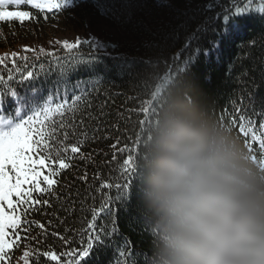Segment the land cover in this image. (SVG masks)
<instances>
[{"label": "trees", "instance_id": "trees-1", "mask_svg": "<svg viewBox=\"0 0 264 264\" xmlns=\"http://www.w3.org/2000/svg\"><path fill=\"white\" fill-rule=\"evenodd\" d=\"M230 7L233 11L251 8L257 15L241 17L238 27L221 28L220 25L225 24L223 15ZM262 8L264 0H255V3L252 0H68L60 9L44 12L22 5L21 10L31 12L32 19L23 23L16 20L0 22V49L17 40L14 33H7L14 25L30 32L52 19L82 25L90 19L101 18L125 33V39L116 52L96 50L86 41L75 49L63 47L50 52L52 55L48 52L17 55L15 65L18 67L13 66L12 56L0 65V75L4 76L0 93L14 87L22 97H42L37 101L39 104H43L48 96L53 97L54 103L68 102L64 127L59 129L58 135L63 139L67 132L66 145L76 144L81 148L78 154H72L69 149L66 155L73 158L66 162L71 167L61 170V175L56 178L59 183L55 186L59 193H66L68 186L74 193H80L76 211L66 217L60 210L62 200L40 197L51 199L52 206L33 208L24 217L32 223L22 226V239L13 250L11 264H23L19 257L26 249L33 253L29 264H35L37 251L48 250L58 255L65 253L60 264H68L69 261L71 264H115V245L121 243L122 238L131 240L138 264H147L148 229L133 207L136 200L135 176L131 180L132 205L127 212L115 199L121 191L115 185L122 184L125 179L121 174L123 159L129 154L136 156V138L142 127L139 121L148 119L140 108L151 106L150 93L155 88L145 89L144 76H150L149 69L157 66L163 74L164 65L172 63L177 53L182 52L187 58L195 49L202 50L189 59L187 68L208 92L210 116L217 122L227 120L228 127L236 129L232 135L250 156L257 157L256 162L259 163L264 150L258 142L246 140L238 126L231 123V118L243 115L245 131L249 127L256 128L258 134L264 131L259 128V123L264 122V116H261L264 106L253 99L255 96L258 101L264 97V22L259 19L264 15L260 12ZM27 71H32L34 76L21 83V77ZM33 89H39V92ZM76 95L91 105L87 114L97 117L95 121L86 118L83 102H79L81 111L73 119V100L69 97ZM16 106L15 101L5 96V103L0 104V114L12 116ZM236 108L242 111L237 113ZM212 111L215 116L211 115ZM27 114L30 113H22L24 118ZM81 118L89 128L96 124L101 126L95 133V139L91 131L86 142L79 139ZM106 136L107 139L104 138ZM126 142L127 148L135 151L121 152ZM113 144L117 146L113 148ZM85 173L87 180H81ZM105 183L110 186L103 188ZM114 219L118 223V236L112 240L105 237V243L95 245L85 258L67 255L69 251L79 252L87 247L91 232L87 229L88 223H94L96 231H100L101 228L111 229ZM37 222L45 227L41 229ZM24 227L28 228L27 232ZM60 237H67V243ZM39 264L53 262L41 256Z\"/></svg>", "mask_w": 264, "mask_h": 264}, {"label": "clouds", "instance_id": "clouds-1", "mask_svg": "<svg viewBox=\"0 0 264 264\" xmlns=\"http://www.w3.org/2000/svg\"><path fill=\"white\" fill-rule=\"evenodd\" d=\"M138 135L147 264H264V164L189 90H158Z\"/></svg>", "mask_w": 264, "mask_h": 264}, {"label": "snow or ice", "instance_id": "snow-or-ice-1", "mask_svg": "<svg viewBox=\"0 0 264 264\" xmlns=\"http://www.w3.org/2000/svg\"><path fill=\"white\" fill-rule=\"evenodd\" d=\"M255 3V0H252ZM68 0H0V22H11L20 21L23 23L25 20L33 18V15L29 11L21 10L22 5H28L39 12H44L45 10L51 11L52 9H60L65 6ZM11 7V10L9 9ZM264 13V8L260 10ZM245 15H257V13L251 9H240L237 8L235 11L230 7L228 12L223 15V20L225 24L220 25L223 27H238L240 18ZM259 19L264 22V15H260ZM215 30V29H214ZM223 34V33H222ZM86 41H81L79 38L76 39L74 44H70L67 41H63V47L65 49H75ZM57 43H61L57 41ZM213 46H215L213 42ZM25 51H33L25 47ZM40 52H44L41 48ZM200 51L197 48L193 51L191 56L184 58L183 53H177L176 56L172 58V63H166L164 65L165 71L163 74L160 72L159 66L155 69H149L151 75L144 76L145 89L150 86L154 87L155 90L151 91L150 107L142 106L140 111L148 119L149 113L154 106V101L152 100L153 94L157 89H162L165 86H171L173 84H179L181 87L190 91L194 98L203 106V108L209 112V95L205 88L200 84V82L195 79L189 72L187 65L189 59H192ZM206 54V52H205ZM17 53H12L13 66L15 65V57ZM48 55H52L48 53ZM163 55V53H161ZM8 59V55L0 56V65ZM27 59V57H25ZM181 60L183 63L181 64ZM147 67V66H145ZM43 68V65H41ZM171 68L172 71H167ZM34 73L32 71H27L26 75H22L21 83L26 80L33 78ZM11 77L9 81L11 82ZM4 76L0 75V87L3 86ZM158 82V84H157ZM79 88V85L76 86ZM257 90H259V85H257ZM35 92H39V89H33ZM5 96L11 98L15 101L17 106L14 108V115L6 116L0 114V264H11L13 250L19 245L22 239L20 235V230L22 226L26 224H31V221L24 219L33 208L39 206H52V200L48 198L41 199L40 197H53L58 200H62V206L60 208L66 214V217H70L76 211V205L78 198L80 196L79 192H73L71 186H68L66 193H59L56 191V185L59 183L57 177L61 175V170H65L71 167L69 162L66 160H71L73 157L67 156L69 149L72 154H78L81 148L76 145H66L68 140V133L65 132L63 139H60L58 131L60 128L64 127L63 119L68 113L67 101L64 103H54L53 97L48 96L43 104L37 103L42 97H32L25 98L18 94V91L13 87L0 93V104L5 103ZM73 100L71 105V111L73 119L77 114L80 113V103L84 104V113L87 114V109L91 105L83 99L82 96L76 95L69 97ZM254 102L260 103L264 106V97L256 101L255 96L253 97ZM143 103V102H142ZM235 111L240 113L242 110L236 108ZM22 113H30L26 115V118ZM212 116H215V112L212 111ZM261 116H264V111L261 112ZM59 117V120L57 119ZM86 118L88 120L95 121L97 117L87 114ZM147 119V120H148ZM245 117L239 115V117H232L231 123L237 125L239 132L243 133L246 140L250 139L253 143L258 142L264 150V131L259 134L256 128L249 127L245 131V126L242 123ZM146 119H141L139 123L143 126ZM222 126L226 127L232 134L235 128L228 127V121L222 120L218 122ZM251 124V121H249ZM81 126V131L79 132V139L82 142H86L89 139V131L92 132V138L95 139V133L100 130V125L96 124L94 127L89 128L85 123V119L81 118L79 120ZM118 127V125H117ZM259 128L264 130V122L259 123ZM139 135V134H138ZM138 135L136 140L138 141ZM107 139L108 137H104ZM119 140L117 141V144ZM117 144H113L112 147L115 148ZM129 150L127 148V142L125 147L121 149V152ZM129 151H135L131 149ZM254 161L257 160L256 156H251ZM116 157L113 155V160ZM135 157L129 154L122 161V172L121 174L125 177L124 182L117 183L115 187L121 190L116 196V201L123 205L124 211H129V206L132 205L131 190H132V177L135 176ZM259 163L264 164V153H262V158ZM81 180H87V173ZM110 185L105 183L103 188H108ZM111 202V201H109ZM107 207V204L105 205ZM37 226L43 229L45 226L37 222ZM96 225L94 223H88L87 229L91 230L89 234V239L87 241V247H84L82 251L76 252L75 250L69 251L67 255L69 257L79 256L81 258L87 257L91 250L97 244H104L105 237L108 240H112L113 237L119 235L118 223L115 219L112 221L111 229L101 228L100 231H96ZM25 232L28 231L27 227L23 229ZM103 234V235H102ZM59 235V233H57ZM65 243H67V237H60ZM70 247V245H69ZM116 254H115V264H138L134 253L133 245L130 239L122 238L121 243H117ZM65 253H60L59 255L55 251H43L36 252L35 264H39V257H44L47 261L53 262V264H60V261ZM33 253L29 250L23 251L19 260L23 264H29L30 258ZM145 259L147 256L145 254ZM71 264V261L68 262Z\"/></svg>", "mask_w": 264, "mask_h": 264}, {"label": "rangeland", "instance_id": "rangeland-1", "mask_svg": "<svg viewBox=\"0 0 264 264\" xmlns=\"http://www.w3.org/2000/svg\"><path fill=\"white\" fill-rule=\"evenodd\" d=\"M11 7L9 6L10 10ZM76 25L52 19L41 24L38 29L30 30V32L14 25L7 30V33H14L17 40L10 46L1 48L0 56L7 54L9 58L12 53L18 55L50 53L63 48V41L74 44L77 38L90 42L96 50L112 53L119 50L122 41L125 39V33L121 29L106 24L101 18H93L88 20L86 24ZM57 41L61 43H57ZM25 47L33 49V51H25ZM41 48L44 49V52L39 51Z\"/></svg>", "mask_w": 264, "mask_h": 264}]
</instances>
